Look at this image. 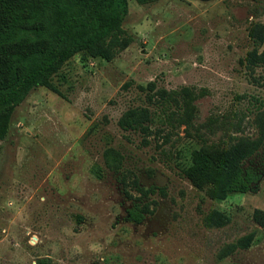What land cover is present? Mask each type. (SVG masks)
Instances as JSON below:
<instances>
[{
  "label": "rangeland",
  "instance_id": "rangeland-1",
  "mask_svg": "<svg viewBox=\"0 0 264 264\" xmlns=\"http://www.w3.org/2000/svg\"><path fill=\"white\" fill-rule=\"evenodd\" d=\"M257 24L264 0L130 1L126 50L111 62L77 55L53 77L58 93L32 90L0 140V264H264L252 219L264 210V66L247 60ZM150 82L200 93L192 127L157 121L147 138L120 128L126 110L151 106L140 88ZM239 139L261 141L245 163L261 178L211 200L183 170L203 145ZM108 147L155 189L140 224L127 220L136 203L120 175L105 168ZM214 210L231 222L209 227Z\"/></svg>",
  "mask_w": 264,
  "mask_h": 264
},
{
  "label": "trees",
  "instance_id": "trees-1",
  "mask_svg": "<svg viewBox=\"0 0 264 264\" xmlns=\"http://www.w3.org/2000/svg\"><path fill=\"white\" fill-rule=\"evenodd\" d=\"M130 1L145 5L156 0H0V140L8 134L15 109L32 90L44 87L59 92L53 77L75 56L111 62L134 42L123 29ZM250 37L255 45L248 53L249 65L264 66V25H255ZM140 88L148 92L151 106L126 110L119 119L122 130L147 138L152 136L151 126L157 121L174 124L175 120L180 125L193 126L200 93L187 87L158 88L155 82ZM261 146L260 140L246 139L227 147L205 144L193 152L192 164L183 170V175L211 200L249 193L261 177L245 163ZM103 160L106 169L120 175L126 196L135 200L127 220L140 224L145 214L154 212L151 203L145 201L155 194V189L141 186L138 177L125 169L120 150L108 147ZM131 191L138 196L134 198ZM252 219L264 230V210L255 209ZM230 222V217L217 210L206 220L209 227H223ZM253 238L251 233L239 242L248 247ZM37 264L50 262L39 260Z\"/></svg>",
  "mask_w": 264,
  "mask_h": 264
},
{
  "label": "water",
  "instance_id": "water-1",
  "mask_svg": "<svg viewBox=\"0 0 264 264\" xmlns=\"http://www.w3.org/2000/svg\"><path fill=\"white\" fill-rule=\"evenodd\" d=\"M201 1H206V0H201Z\"/></svg>",
  "mask_w": 264,
  "mask_h": 264
}]
</instances>
